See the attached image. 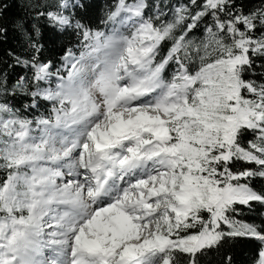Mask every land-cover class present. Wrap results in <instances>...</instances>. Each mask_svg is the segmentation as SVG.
Wrapping results in <instances>:
<instances>
[{
  "label": "snow or ice",
  "instance_id": "snow-or-ice-1",
  "mask_svg": "<svg viewBox=\"0 0 264 264\" xmlns=\"http://www.w3.org/2000/svg\"><path fill=\"white\" fill-rule=\"evenodd\" d=\"M0 264H264V0H0Z\"/></svg>",
  "mask_w": 264,
  "mask_h": 264
}]
</instances>
